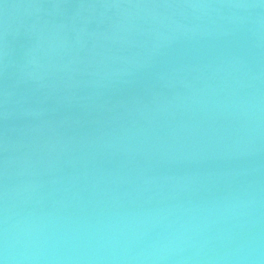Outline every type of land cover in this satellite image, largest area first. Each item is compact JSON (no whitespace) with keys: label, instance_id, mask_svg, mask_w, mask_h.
Returning a JSON list of instances; mask_svg holds the SVG:
<instances>
[{"label":"water","instance_id":"water-1","mask_svg":"<svg viewBox=\"0 0 264 264\" xmlns=\"http://www.w3.org/2000/svg\"><path fill=\"white\" fill-rule=\"evenodd\" d=\"M0 264H264V0H0Z\"/></svg>","mask_w":264,"mask_h":264}]
</instances>
